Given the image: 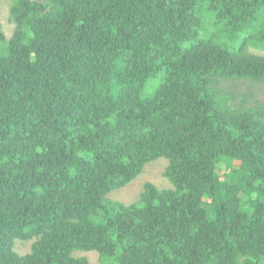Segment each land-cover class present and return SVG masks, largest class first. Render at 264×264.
Here are the masks:
<instances>
[{
	"label": "trees",
	"instance_id": "1",
	"mask_svg": "<svg viewBox=\"0 0 264 264\" xmlns=\"http://www.w3.org/2000/svg\"><path fill=\"white\" fill-rule=\"evenodd\" d=\"M10 20L0 264H264V102L217 88H264V0H13ZM160 158L172 188L108 199Z\"/></svg>",
	"mask_w": 264,
	"mask_h": 264
},
{
	"label": "rangeland",
	"instance_id": "2",
	"mask_svg": "<svg viewBox=\"0 0 264 264\" xmlns=\"http://www.w3.org/2000/svg\"><path fill=\"white\" fill-rule=\"evenodd\" d=\"M13 0H0V24L8 38L11 37L14 29V25L10 20V9ZM251 51L264 55V50H257L251 48ZM221 94L230 93L235 94V102L241 103L245 99L248 101L247 106L257 102H264V88L259 84L250 83L247 85H235L232 83L221 82L217 85ZM222 169L223 173L229 169L230 160L227 157H222ZM168 160L160 158L151 163H148L141 175L133 180L126 187L116 190L108 195V199L115 202H122L125 204H131L139 201L140 195L143 191L144 185L147 182L155 184L158 188L168 189L172 188V184L165 176V171L168 166ZM34 241L16 243L15 250L24 255L31 250L32 243ZM77 256H84L89 260V264H100L99 253L97 252H77Z\"/></svg>",
	"mask_w": 264,
	"mask_h": 264
}]
</instances>
